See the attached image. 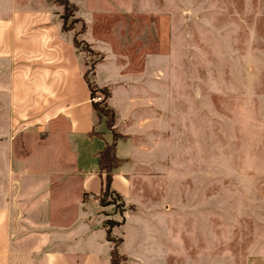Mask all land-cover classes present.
Masks as SVG:
<instances>
[{
  "label": "rangeland",
  "instance_id": "374dc122",
  "mask_svg": "<svg viewBox=\"0 0 264 264\" xmlns=\"http://www.w3.org/2000/svg\"><path fill=\"white\" fill-rule=\"evenodd\" d=\"M42 1L60 14L59 5ZM68 1L97 39L93 48L106 53V67L120 58L134 72L147 56L139 99L158 91L157 109L149 103L137 114L123 210L116 201L95 212L100 223L123 218L111 236L122 238L127 264H264V0ZM21 5L0 0V20ZM2 34L0 25V49ZM77 53L79 62L89 60ZM8 56L4 67L0 56V206L28 203L32 196L17 190L21 180L29 185L26 158L44 153L34 144L44 136L43 95L7 82L28 71ZM116 100L124 106L126 99ZM83 162L95 164L86 153ZM86 238L106 264L104 229Z\"/></svg>",
  "mask_w": 264,
  "mask_h": 264
},
{
  "label": "crops",
  "instance_id": "0c3cea01",
  "mask_svg": "<svg viewBox=\"0 0 264 264\" xmlns=\"http://www.w3.org/2000/svg\"><path fill=\"white\" fill-rule=\"evenodd\" d=\"M20 2L23 6L11 10L10 19L0 20L3 27L0 56L5 59L1 67L10 62L9 54L13 61L24 60L18 66L27 68V74L10 75L7 82H26V92L43 95L44 136L34 144L44 153H30L26 158L31 165L23 172L28 173L29 185L25 189L22 187L25 181L21 180L17 190L32 196L28 203L14 201L0 206V264H98L86 246V237L93 229L102 227L95 215L103 180V174L97 172L96 154L109 142L110 131L101 126L103 120L91 108L82 78L83 65L71 44L73 33L61 31L59 15L50 10L53 4L45 6L41 0V6L37 7L31 5V0ZM76 17L83 20L79 15ZM84 23L81 39L95 49L97 39L87 36L88 25ZM100 52L103 58L94 66V82L98 87H108L110 95L106 103L115 113L114 128L125 136L115 143V155L124 161L112 171L110 186L125 198L129 193L126 164L131 160L133 135L141 121L137 114L149 108V103L152 109H157L158 91L154 88L151 94L155 99L152 96L150 100L139 99L140 91L147 92V56L137 70L126 72L125 62L120 58H115L113 68L106 67V53ZM153 72L155 78L162 74L159 69ZM116 97H125L124 106L117 104ZM85 153L95 160L87 169L83 162ZM124 255L127 264L131 257Z\"/></svg>",
  "mask_w": 264,
  "mask_h": 264
},
{
  "label": "trees",
  "instance_id": "16d2710c",
  "mask_svg": "<svg viewBox=\"0 0 264 264\" xmlns=\"http://www.w3.org/2000/svg\"><path fill=\"white\" fill-rule=\"evenodd\" d=\"M51 1L61 7V12L59 14L61 31H73L71 38L72 46L76 51H84L87 57H89V60L82 61V78L88 89L91 108L98 119L103 120L104 125L110 131L111 135L109 142H105L96 154L97 172L103 174L101 188L97 195L98 204L100 206H105L115 204L116 201H118L120 208L123 210L122 198L118 193L111 189L110 182L112 171L124 161L123 159L116 157L115 143L118 139L125 138V136L117 132L114 128L115 113L106 103V100L110 95L108 87H98L94 82V66L103 58V54L97 50H93L87 42L78 38V36L82 35L85 31V23L81 18L74 15L76 6L68 0ZM76 24H78V28H75ZM96 96H99L100 100L94 101L93 98ZM97 135L99 136V134ZM122 219L119 222L107 219L101 222V226L105 231V239L111 243L108 264H125L127 260V257L124 254H120L117 249L122 242L121 237L113 238L111 236L112 227L122 224Z\"/></svg>",
  "mask_w": 264,
  "mask_h": 264
},
{
  "label": "built area",
  "instance_id": "2783aa9c",
  "mask_svg": "<svg viewBox=\"0 0 264 264\" xmlns=\"http://www.w3.org/2000/svg\"><path fill=\"white\" fill-rule=\"evenodd\" d=\"M93 100L94 101H98V100H100V97L99 96H96V97L93 98Z\"/></svg>",
  "mask_w": 264,
  "mask_h": 264
}]
</instances>
